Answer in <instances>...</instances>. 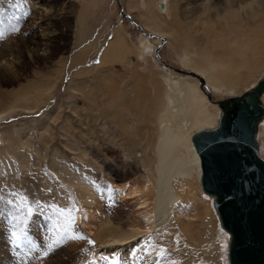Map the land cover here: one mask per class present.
Returning <instances> with one entry per match:
<instances>
[{"label": "rangeland", "instance_id": "1", "mask_svg": "<svg viewBox=\"0 0 264 264\" xmlns=\"http://www.w3.org/2000/svg\"><path fill=\"white\" fill-rule=\"evenodd\" d=\"M89 2L0 0V110L14 108L0 122V264H30L33 256L45 264L59 248L74 254L68 264H125L122 252L103 255L94 233L151 226L157 131L149 104L156 87L164 93L166 77L201 86L196 68L204 67L225 83L226 76L236 79L219 91L206 81L202 92L224 100L264 76V0ZM169 2L179 5L174 17ZM143 40L152 43L150 50ZM3 61L14 63L15 75ZM188 187L211 205L208 225L192 226L197 239L178 222L152 228L137 248L148 245L160 258L141 259L229 264L231 235L221 227L214 199L204 194L201 178ZM137 190L143 199L129 194ZM143 211L149 223L141 221Z\"/></svg>", "mask_w": 264, "mask_h": 264}, {"label": "bare ground", "instance_id": "2", "mask_svg": "<svg viewBox=\"0 0 264 264\" xmlns=\"http://www.w3.org/2000/svg\"><path fill=\"white\" fill-rule=\"evenodd\" d=\"M88 1H90L89 4L94 3L96 7L99 5H105L108 2V0H88ZM161 9L164 10L165 5L162 6ZM179 11H180L179 5L172 8L170 3L169 13L172 14L173 17ZM175 20L177 19L175 18ZM159 35L163 36V34H159ZM120 42L122 43L123 41H121V39H118L117 42L113 44L114 50L115 49L117 50V47L120 46ZM142 45L146 48L145 50H150L152 47V43H150L148 40H146V42L143 40ZM142 56H144V54H142ZM181 57L186 65L190 63V60L186 55ZM9 61L7 62L3 61L4 68L6 72L15 75L17 71L14 70L15 68L12 67L14 63L12 62L9 63ZM196 69L203 76V77L199 76V80L200 78L205 79L204 80L205 85L200 84L201 86H199L196 83L185 79V77L184 79L166 77L167 87L165 89V92L161 93V91L158 90L159 88L156 87V91L154 92V96L151 101V104H149L150 105L149 111L153 114L150 117L149 123L150 126L152 125L151 127L155 126L156 130L154 129L153 130L157 131V136H155L157 137L156 142L154 140L156 144L152 142L155 145V147L153 146L154 150L152 149V151L154 152L156 157V158L154 157L155 158L154 162H156V165H153L155 166V170H156L155 171L156 179L154 180V183L156 185V190H155L156 192L154 193L155 204L152 210L153 212L151 213L154 216L150 226L151 228L147 226L148 228L143 229L142 227L141 228L139 227V225L141 226V223H136V225H133V227L128 231H123V229L121 228L118 230H115V228H107L103 232L94 233L95 237L100 242L99 250L100 252H102L103 255L110 253L111 255L116 254V256H119L118 254L122 252L124 254L123 262L125 264L127 261L132 262L134 264H146V263L150 264L148 261L142 260L143 258L146 260H151L153 262H156L160 258V254L158 252H155L153 250L150 251L151 247H148V245H143V246L141 245L140 249L137 248V246H139L142 242L141 239L153 232L152 228L156 229V228H160L161 226L164 227V225H166L167 223L172 224L173 222L175 223L178 222L180 229L184 233H191L193 234L194 237H196L195 233H192L194 232L192 226L196 225L197 222H201V225L202 224L204 225L205 216L211 213L210 208L212 207L211 205H209V202L202 197L199 196L196 197L195 195H193L192 190H190V187H188V183L190 180H196L197 178L200 179L202 175L201 158L195 149L192 138L196 132L202 129H212L218 126L220 118L222 116V109L219 106V102L221 100L214 99V96L211 97L212 99H210L209 93L207 95L203 93L205 92L204 88L206 86V81L215 90L219 91L222 88L226 87L228 83H234V81L236 82V79L231 76L229 77L226 76V78L228 79L226 80L225 83L222 81L223 79L218 78V76L214 77L209 73H204L205 71L204 67L202 68L197 67ZM255 81L249 84L251 86L247 89V91L251 90L259 83ZM231 96H235V95H231ZM262 100L264 102V94L262 95ZM211 106H213L216 109L215 113L211 112L210 110ZM13 109L14 108L12 109L7 108L0 110V122L4 121L6 117L9 116L12 113ZM115 115H117V113ZM263 130H264V119L259 123L258 132L256 135L257 140H258L259 132L261 131L262 133ZM259 154L261 155L262 158H264L260 151V143H259ZM152 159L153 158H151V160ZM201 187H202V183H201ZM82 192L86 193L84 189H82ZM203 192L207 196H210L214 199V196L209 195L204 190ZM129 194L133 196L137 194L138 196H141L142 199L144 198V191L142 190H137L136 192ZM141 204L143 205V206L141 205L142 208L147 207L148 206L147 199L145 198L143 201H141ZM141 216H142L141 219L143 218L141 221L144 223L146 222L149 223L150 221L148 222V220L152 218V217L149 218V216L145 214L144 211L141 212ZM212 220L213 219L211 217L210 221L212 222ZM86 221L89 222V218L86 219ZM207 221L208 220H206V222ZM211 222L209 223L210 225ZM220 222H221V218H220ZM197 231L199 232L198 229ZM225 231L228 232L227 230ZM228 233L230 234V232ZM72 246L74 245L72 244ZM140 250L143 251L147 250L146 252H148V255L144 257L143 253ZM70 252L72 253L71 249L67 250V249L59 248L57 249L56 253L52 255L50 260L45 261V264H68L67 256H69V254L71 256L74 255L71 254ZM34 257L35 256L29 259V261L31 260L30 264H41L40 260L38 258L33 259ZM228 261L229 264H231L229 260V253H228Z\"/></svg>", "mask_w": 264, "mask_h": 264}, {"label": "water", "instance_id": "3", "mask_svg": "<svg viewBox=\"0 0 264 264\" xmlns=\"http://www.w3.org/2000/svg\"><path fill=\"white\" fill-rule=\"evenodd\" d=\"M263 94L264 76L241 96L221 100L218 126L192 138L201 158L202 188L214 196L221 225L231 234V264H264V158L256 137L264 119Z\"/></svg>", "mask_w": 264, "mask_h": 264}, {"label": "snow or ice", "instance_id": "4", "mask_svg": "<svg viewBox=\"0 0 264 264\" xmlns=\"http://www.w3.org/2000/svg\"><path fill=\"white\" fill-rule=\"evenodd\" d=\"M50 191V190H49ZM9 203H11V201H9ZM63 211V210H61ZM73 239H83V237H72ZM54 243H59V241H54ZM89 244H94V241H91L89 240L88 241ZM53 245H49L48 248H49V251L52 249ZM48 253L45 252L44 255L46 256ZM163 255V252L161 253Z\"/></svg>", "mask_w": 264, "mask_h": 264}]
</instances>
